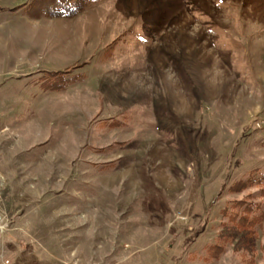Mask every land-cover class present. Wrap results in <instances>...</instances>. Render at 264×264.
<instances>
[{
  "label": "rangeland",
  "instance_id": "1",
  "mask_svg": "<svg viewBox=\"0 0 264 264\" xmlns=\"http://www.w3.org/2000/svg\"><path fill=\"white\" fill-rule=\"evenodd\" d=\"M30 1L0 0V264H264L229 215L264 213V0Z\"/></svg>",
  "mask_w": 264,
  "mask_h": 264
},
{
  "label": "trees",
  "instance_id": "2",
  "mask_svg": "<svg viewBox=\"0 0 264 264\" xmlns=\"http://www.w3.org/2000/svg\"><path fill=\"white\" fill-rule=\"evenodd\" d=\"M90 0H31L26 6V13L29 17H73L84 10ZM23 7L20 5L10 9L11 11L19 10ZM85 63H78L74 67L65 70L48 71L42 78V86L46 90H61L77 82L83 77V74H71L75 69L80 68ZM247 183L241 180L235 181L229 187L230 189L246 188ZM243 209L240 213H229L230 218L245 228H252L260 221L264 213L254 214V206L245 201L238 202Z\"/></svg>",
  "mask_w": 264,
  "mask_h": 264
},
{
  "label": "built area",
  "instance_id": "3",
  "mask_svg": "<svg viewBox=\"0 0 264 264\" xmlns=\"http://www.w3.org/2000/svg\"><path fill=\"white\" fill-rule=\"evenodd\" d=\"M3 227V225H2V217H1V215H0V229Z\"/></svg>",
  "mask_w": 264,
  "mask_h": 264
}]
</instances>
